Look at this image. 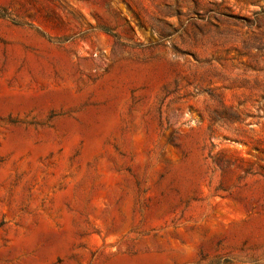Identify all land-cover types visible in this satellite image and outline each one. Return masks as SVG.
Listing matches in <instances>:
<instances>
[{
    "label": "rangeland",
    "instance_id": "1",
    "mask_svg": "<svg viewBox=\"0 0 264 264\" xmlns=\"http://www.w3.org/2000/svg\"><path fill=\"white\" fill-rule=\"evenodd\" d=\"M0 264H264V0H0Z\"/></svg>",
    "mask_w": 264,
    "mask_h": 264
}]
</instances>
